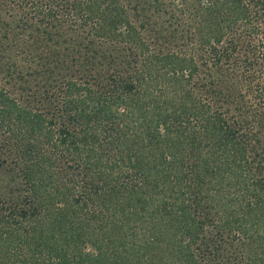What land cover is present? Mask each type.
I'll list each match as a JSON object with an SVG mask.
<instances>
[{
  "label": "trees",
  "instance_id": "trees-1",
  "mask_svg": "<svg viewBox=\"0 0 264 264\" xmlns=\"http://www.w3.org/2000/svg\"><path fill=\"white\" fill-rule=\"evenodd\" d=\"M0 264H264V0H0Z\"/></svg>",
  "mask_w": 264,
  "mask_h": 264
},
{
  "label": "rangeland",
  "instance_id": "rangeland-1",
  "mask_svg": "<svg viewBox=\"0 0 264 264\" xmlns=\"http://www.w3.org/2000/svg\"><path fill=\"white\" fill-rule=\"evenodd\" d=\"M124 3H126V4H128V5H133L134 4V2L135 3H140V5L141 6H143L146 2H147V0H122ZM171 11V9L170 10H168V12H166V13H161V12H155V14H154V18L158 21V23H159V25H166V24H168L169 23V20L171 19L172 21H176V19L174 20L172 17H171V15H170V12ZM66 29H65V25H64V23H60L58 26H56V28L54 29V32L55 33H59V34H62V35H64L65 34V31ZM78 34L80 35V36H82V34H84V32L81 30V29H78ZM78 34L77 35H75V37L76 36H78ZM4 75V74H3Z\"/></svg>",
  "mask_w": 264,
  "mask_h": 264
}]
</instances>
